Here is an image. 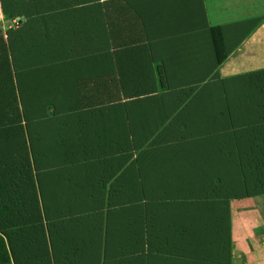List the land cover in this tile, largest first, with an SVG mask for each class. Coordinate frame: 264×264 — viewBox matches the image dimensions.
Returning a JSON list of instances; mask_svg holds the SVG:
<instances>
[{"label": "crops", "instance_id": "1", "mask_svg": "<svg viewBox=\"0 0 264 264\" xmlns=\"http://www.w3.org/2000/svg\"><path fill=\"white\" fill-rule=\"evenodd\" d=\"M36 1H39V6L43 5L39 8L43 11H47L48 5L51 8L50 13H39L34 18L36 17V22L40 25V32L46 34L45 42L49 40L52 43L50 39L55 40L54 45H51L56 48L54 53L68 55L69 60H65L64 64L68 68L73 66L71 79H77L78 82L92 79L89 84L97 86L103 83L104 87L94 93L93 99L103 102L111 99L107 103L117 107L104 110L98 115L87 116V144L96 146V150L105 143L111 144L113 159L118 165H122L123 158L115 154L116 149L139 150L153 137H158L161 145L157 150H162L164 155L154 160L155 167H161V170H157L158 173L155 172V176L166 181L168 196L167 208L164 207V212L161 211L158 215L170 219L173 211L187 209L189 217L193 218L192 215L196 213L204 222H210V228L215 229L223 213L230 214V226L240 215L244 217L246 212L251 213L250 215L256 213V207L247 208L253 198L234 199L226 207L220 190L213 200L192 201L191 187L184 188L183 183L208 178L222 182L232 174L225 168L235 164L225 158L224 150L228 145L223 147L220 140L212 143L195 138L194 134L207 126L211 116L216 118L213 123L215 129L220 128L217 121L225 118L229 112L232 123L236 126L257 119L245 135L263 132V129H254V126L264 125V110L258 111L255 107L256 99H264V94L252 93L257 91L255 82H245L239 75L263 70L264 64L253 65L247 71H239L243 67L239 64L247 59L245 54L251 55L254 49L256 52H263L258 48L264 49V35L254 41L255 43L250 42L264 26V0ZM30 3L32 4V0H29ZM45 19L49 20V24H44ZM199 22L223 27L225 47L231 49L219 64H215L218 49L213 44L211 33L206 28L201 29L197 24ZM157 38L160 39L155 40ZM215 69V76L229 79V86L225 85L229 91L223 88L217 78L207 83V77H211ZM84 76L88 78L82 79ZM222 89L231 92L227 95L224 94L225 91L222 93ZM185 103H189L185 110L175 111ZM207 103L214 109L210 115L205 113ZM176 115L179 116L177 125L166 128L165 125L169 126V122L174 121ZM219 115L222 118H218ZM193 116L200 119L195 122ZM181 119L187 126L184 131L182 129L185 126ZM228 130L223 128L215 135L231 136L236 133ZM81 131L84 130L81 128ZM183 134L189 139H179ZM164 142L166 144L163 145ZM212 152L215 156L209 157L213 156ZM143 174L146 176V172ZM153 175L154 173L147 177ZM112 181L110 179L106 184V196ZM241 201L247 207L237 210L235 206ZM60 213L63 216V212ZM106 213L104 210L102 239L104 224L108 218ZM118 219L120 223L126 217L119 215ZM171 222L174 225L187 224ZM133 224L140 228L136 226L137 223ZM59 225L63 227L67 223L61 222ZM104 231L106 242V225ZM87 233H83V229L75 223L71 226L69 236L80 242L89 237ZM109 240L113 254L122 252L120 244H112V240ZM124 241L123 245L129 243L130 239L125 238ZM149 257H155V253H150Z\"/></svg>", "mask_w": 264, "mask_h": 264}, {"label": "rangeland", "instance_id": "2", "mask_svg": "<svg viewBox=\"0 0 264 264\" xmlns=\"http://www.w3.org/2000/svg\"><path fill=\"white\" fill-rule=\"evenodd\" d=\"M34 1L32 0V4H34ZM30 5L29 0H0V42L6 44L8 72L12 76V86L15 90V93H13V90L10 92V94L13 93L12 96L10 94H0V96L5 97L0 99V204H2L0 205V214H2L0 229H3L2 233L9 246L11 244L15 249L21 251L22 256L27 255L32 248V243L29 241H35L38 245V251L34 264H62L58 257H60L59 251L62 250L63 246L59 240L54 238V234L55 232L57 233L58 227H61V225L58 226L60 224L58 221L68 223L67 221L74 219V216L78 215L67 216L65 213L69 207V209H74V207L70 206V186L65 179L71 173L72 168L77 167L75 176L83 185L89 178H92L94 183H98L100 177L103 181H106V184L110 179H113L110 182V186L115 183L118 185V192L113 195L114 205H116L114 209L127 208L128 213L133 215L131 218L132 223H137L136 226H140V228L135 227L136 229L133 230L127 225L128 220H126L125 233L123 236L118 237L115 243L120 244L121 247L125 242V238H129L130 242L124 244L122 252L113 254V249L107 243L108 240L105 242V222L103 239L102 234H100L99 253L101 248L102 253L97 257V262H89V264H118L120 263L118 262L119 260L122 262L130 255L132 257H129L127 260L129 262L126 264H133V257H135L134 264H264V194L244 197V199L253 198L248 207L245 206L244 201L235 206L237 210H243L246 207H256V213L250 215L251 213L246 212L244 217L240 215L232 226H230V214L225 215L223 213L218 220L216 228L212 229L210 228V222H204L198 214L194 213L192 215L193 218L189 217L186 212L187 209L181 208L173 211V217L170 219L158 215L161 211L162 213L164 212V207L167 208L168 206L166 181H161L159 176H155L159 172L157 170H161V167H155L154 160L162 158L163 156L161 155H164L162 150H157L161 145L158 137H153L154 139L152 138L142 149L133 148L130 156L125 149H116L115 154L119 157L124 159L126 154L129 156H127V160L122 161L121 166L113 159L114 156L112 154L114 153L110 151L113 150V147L109 143L99 146L96 152L90 154L87 163L81 162L80 159L78 161L81 150L79 143L81 141L78 137L79 135L76 138V129L77 131L79 130L78 133H81V126L76 122L77 128L75 127L74 117H72L71 122L69 119L66 120L64 118L65 113L60 110L62 106L61 92H66L69 87H72L73 98L85 93L89 101L95 100L93 99L94 93L101 90L104 85L103 83H101V86L89 84L93 81L92 79H89L88 82H82L81 80L78 82L77 79L72 80L73 66L68 68L67 64H64L65 60H69L67 59L68 57L65 55L60 56L58 53L55 54L50 50L54 47H48V44L43 41H40L42 47L26 52L28 47L22 43V33L20 31V34L17 33V27L21 26L18 23V18H10L6 14H13L15 10L19 9L28 12L22 7H29ZM41 6L43 5L39 6L38 4L28 9L35 10ZM46 9L45 14L51 12L49 5ZM31 15L34 16L32 12L28 16ZM22 19L25 22L24 17ZM26 20L28 19L26 18ZM44 24H49V20L45 19ZM263 28L264 26L258 30L250 43H255L254 41L261 39V36L264 35ZM12 32L17 33L15 38L22 43L18 54L12 51L13 46H15H11L13 36L10 34ZM158 39L160 38L155 40ZM50 40L52 41L50 44L54 45L55 40ZM258 49L263 52H256L254 49L251 55L245 54L247 59L239 64V66H243L239 71H247L253 65L264 64V58L262 57L264 49L263 47ZM70 63L72 64V61ZM216 72L215 69L211 77H209L210 75L207 77V83L213 82L214 78H217L219 83L223 84V88L226 89V86L230 84L229 79L220 78L218 75L215 76ZM86 76L82 79L89 77V75L88 77ZM3 84L1 85L3 86ZM93 86L97 87L94 92L90 90V87ZM56 88L58 89L56 90ZM224 89H222V93L225 91ZM256 89L257 91H252V93L264 94L258 90V87ZM227 91L224 94L229 95L231 91ZM110 100L91 103L111 106L107 103ZM84 105L82 102H76L74 107L82 108ZM188 105L189 103H185L182 108H176L175 111L185 110ZM212 110H214L212 105L207 103L205 113L210 115ZM261 110H264V106L258 111ZM229 114L228 112L225 118H222L221 115L218 116V118H222V120L217 121L220 125L218 129L213 127V123L216 120L215 116H211V118H208L210 122L207 123V126L202 127L201 131L194 135H196L195 138H201L205 142L214 143L220 140L223 147L228 145L226 150H224L225 158L235 164L225 168L227 172H232L233 175L230 174V176L225 177L222 182H216L208 178L206 180L183 183L184 188L187 186L191 187L193 193L192 201L213 200L216 197L215 194H218L220 190L221 195L223 194L224 205L226 207L230 206V201L234 199H228V196L230 197L234 192L238 193L239 181L246 178L244 174L239 173V166L242 164L246 165L250 160H253L254 154L264 153V149H262L264 144H261L264 141V125L254 126V129H263V132L245 135L244 133L251 129L252 123L256 122L257 119L251 123L236 126L232 123V118ZM178 117L176 115L174 117L175 122L170 121L169 126L166 124L165 127L176 126ZM192 119L197 122L200 118L193 116ZM37 120L39 121L38 132L41 137L37 145L38 165L36 166L33 162L34 154L28 139V126ZM181 122L182 124L184 123L183 119H181ZM262 122L264 124V120ZM67 124L71 125L70 132L66 128ZM184 126L185 128L182 131L187 129V126ZM33 128H36V126L33 125L31 129ZM223 128L225 130L229 129V132L231 129L232 132L236 133H230L231 136L224 134L219 137L215 135ZM16 131H18L20 138H17L14 133ZM60 137H62V141L58 142L57 145L62 142L69 146V156L74 162L60 167H52L50 162L64 163L67 157L60 151L55 153V146L49 152L47 150V143L50 142L52 144L53 140H58ZM184 137L185 135L183 134V137L179 139H189ZM231 137L233 139H230ZM181 152L185 153L184 151ZM103 153L105 155H102ZM212 153L213 156L209 157L215 156L214 152ZM18 154L27 158L19 159ZM100 155H102L101 158H95ZM94 158L102 161L108 167L93 160ZM129 159L131 161H128ZM22 161L29 163L28 170L30 173L21 164L19 165V162L23 163ZM144 172H146V176L143 174ZM153 173V176L147 177ZM225 187L226 190L224 189ZM143 190L145 195H143ZM10 195L18 196L24 201L26 207L20 201H14L10 204ZM31 201L33 203L30 206ZM3 205H7L6 208ZM61 211L63 216L60 213ZM105 211H107V206ZM46 212L53 217L51 222L47 221ZM250 212H253V210ZM211 218L213 219V217ZM54 220L55 224L52 223ZM30 221H39V226L32 227ZM171 221L187 224L174 225ZM116 228L117 221L115 219L113 242ZM123 229L124 227L119 225V235L123 234ZM150 253H155V257H149ZM44 257H49V260H44Z\"/></svg>", "mask_w": 264, "mask_h": 264}, {"label": "trees", "instance_id": "3", "mask_svg": "<svg viewBox=\"0 0 264 264\" xmlns=\"http://www.w3.org/2000/svg\"><path fill=\"white\" fill-rule=\"evenodd\" d=\"M46 2V1H45ZM34 4H31L29 7H22L23 9L25 8L26 11L19 9L15 10V13L13 14H6L7 16L9 15L10 18L17 19L18 23L21 24V26H18L17 33L20 34L22 33L21 36L23 38V45L28 47V50L26 52H29L30 50H36L35 48H39L41 46L40 41H43L45 44H48V46H51V44L48 42H45L47 39L45 33H41L39 30L38 23L36 22V17L34 16L40 14H45L42 9H35V10H29L28 8L33 7L39 4V1H34ZM33 13L34 16H28ZM22 17H24V21ZM30 17V18H29ZM26 18L28 20H26ZM32 22V23H31ZM36 23V24H34ZM42 23V20L40 21ZM18 24V25H19ZM201 29L206 28L212 36L213 39V44L216 45L218 52L216 56V64H219L222 62L227 54L230 52L231 47L226 48L224 44V38H223V27L221 26H209L208 23L206 22H199L197 23ZM36 25V26H35ZM20 31V32H19ZM16 32H12V39H11V46H13L12 51H15L17 54L20 51V43L21 41L15 38V35L17 34ZM42 35V37L40 36ZM17 37V36H16ZM20 38V37H19ZM28 39V40H27ZM27 44V45H26ZM66 44H68V41H66ZM22 46V45H21ZM51 51L55 52L56 48H52ZM39 52V51H38ZM45 55V53H44ZM8 55L6 56V44L3 42H0V83L3 84V86L0 84V94H10V92L13 90V93H15V90L13 89L14 87L12 86V76L10 75V72H8ZM14 57V56H13ZM68 57V55H66ZM37 59V56H36ZM15 61V59H14ZM7 71V73H6ZM240 78L245 80V82H249L252 84L254 81L255 84L257 85L255 88L258 87V90L260 92L264 93V69L263 70H258V71H252L249 73H245L242 75H239ZM263 79V80H262ZM58 88H56L57 90ZM97 87L93 86L90 87V90L93 92L96 91ZM11 93L10 95L12 96ZM249 93V91H248ZM62 96V103H61V111L65 113L64 118L66 120L72 121V117H74V125L77 128L76 122L81 128L84 130L83 132L80 131L81 133L76 135L80 139L79 146L81 147V150L79 152V158L81 162H86L89 160L88 156L94 152H96V146L92 147L87 144V137H86V123L88 122V117L89 115H98L99 113H102L104 110H111L117 108L116 106H102V104L98 103H91V102H103V101H95V100H87V96L85 93H83L81 96L77 98H73V90L72 87H69L66 92H61ZM82 97V98H80ZM1 98H5L4 96H0ZM264 99L258 98L255 101V107L259 110L261 107L264 106ZM76 102H82L84 107L82 108L76 106L77 108L74 107V104ZM73 114V116H72ZM75 115V116H74ZM72 124V123H71ZM28 126V139L30 143V148L32 147L33 154H34V165H38L37 162V145L40 140L41 134L38 132V126H39V121L37 120L36 122L29 124ZM35 125L36 128H32V126ZM66 128L69 129L71 125L67 124ZM21 131V130H20ZM79 131V130H78ZM76 129V134L78 133ZM17 136V138H20V135L18 134V131L14 132ZM21 133V132H19ZM22 134V133H21ZM62 141V137L58 140H53V143L51 144L50 142L47 143V150L48 152L55 146V153H58L59 151L62 152L64 155H67L64 163H60L54 161L50 162L52 167H60L65 164H70L73 163L71 157L69 156V146L63 144L57 145L58 142ZM67 141V140H66ZM25 146V145H24ZM36 148V150H35ZM264 149V148H262ZM126 152L129 153V156L131 154V150H126ZM250 155V153H249ZM33 156V155H32ZM58 156V155H56ZM128 154L124 156V160L128 159ZM102 155L95 157V158H101ZM18 158H27L26 156L19 155ZM77 158V157H76ZM75 158V160H76ZM93 159L100 164L105 165L102 161L98 159ZM23 163L19 162V165L24 168L25 170L29 169V163L27 161H22ZM37 162V163H36ZM121 166V165H119ZM28 167V168H27ZM108 167V166H107ZM88 168V167H87ZM63 169V168H62ZM29 171V170H28ZM77 171V167H73L71 170V173L69 176L66 177V183L69 184L70 190H69V200H70V206L74 207V209H67L65 212L67 216H70L72 214H78L77 216H74V219H70L67 221V225L61 227L60 229L57 230V233L55 232L54 238L59 240L61 245L63 246L62 250L59 251L60 257H58V260L61 261L62 264H89V262H97V257L100 256L99 253V247H100V234L102 231V224H103V217H104V210L105 207L107 206V222H106V227H107V238L108 241L107 243H110V240L113 242V227H114V222L115 219L117 221V228L116 232L114 235V242L115 240L120 237L119 235V225H122L124 227L123 229V235L125 233V222L128 220L127 225L130 226L131 229H135V225L132 223V214H129L127 211V208H120V209H114L116 205H114V197L113 195L117 193L118 191V185L115 183L110 187L109 193L106 196L105 194V187H106V181H103L100 177L98 180V183H94V180L92 178H89L88 180L85 181V184H81L80 181H78L77 177L75 176V173ZM88 171V170H87ZM30 173V171H29ZM239 173H242L246 176L245 179L240 180L238 185H239V192H234L230 197L228 196V199H241L244 197H251L255 195H262L264 194V153L262 154H254V159L250 160L248 164H242L239 166ZM107 174V173H105ZM226 190V187L224 188ZM223 195V194H222ZM117 199V197H116ZM14 201H20L24 205V201L21 200L18 196H9V203L11 204ZM33 201L30 202V206L32 205ZM152 203V200H151ZM150 203V204H151ZM2 205V204H0ZM4 208H6L7 205H3ZM25 206V205H24ZM26 207V206H25ZM124 211V212H123ZM49 213L46 212V218L48 222H51L52 216L48 215ZM0 214V218H1ZM57 215V214H56ZM121 215L123 217H126V220L121 219L120 223H118V216ZM122 218V217H121ZM72 221V222H71ZM59 223L63 221H58ZM1 223V221H0ZM32 227H37L39 226V221H30ZM55 224V220L52 222ZM51 223V224H52ZM75 223L79 224L80 229H83L84 232L89 233V237L83 238L80 242L73 238L70 235L71 232V226ZM39 228V227H38ZM133 229V230H134ZM3 229H0V264H34L36 261H34L35 257H37V248L38 245L36 244L35 241H29L32 243V248L28 252L27 255H22L21 251H18L15 249L11 244L9 246L8 241L6 240L4 234L2 233ZM87 233V235H88ZM58 234H60L58 236ZM122 235V236H123ZM94 239V240H93ZM93 240V241H92ZM92 241V242H91ZM94 244V245H92ZM124 248V245L121 246V249ZM35 252V254H34ZM49 260V257H44V260ZM129 257L124 259L122 262L119 260L118 264H126ZM135 257H133L132 263L134 264ZM40 262V261H39ZM76 262V263H75ZM48 263V262H47ZM40 264V263H39ZM130 264V263H128Z\"/></svg>", "mask_w": 264, "mask_h": 264}]
</instances>
